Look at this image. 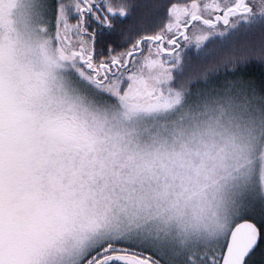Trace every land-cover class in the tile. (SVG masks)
<instances>
[{
	"label": "snow or ice",
	"instance_id": "6c2138e0",
	"mask_svg": "<svg viewBox=\"0 0 264 264\" xmlns=\"http://www.w3.org/2000/svg\"><path fill=\"white\" fill-rule=\"evenodd\" d=\"M22 8L77 102L122 126L111 188L86 222L65 217L71 243L53 264H264V94L238 77L211 83L237 58L209 59L215 35L264 29V0ZM251 55L264 60V49Z\"/></svg>",
	"mask_w": 264,
	"mask_h": 264
},
{
	"label": "clouds",
	"instance_id": "9594fccd",
	"mask_svg": "<svg viewBox=\"0 0 264 264\" xmlns=\"http://www.w3.org/2000/svg\"><path fill=\"white\" fill-rule=\"evenodd\" d=\"M22 4L0 0V261L53 264L71 243L65 217L86 222L110 190L122 126L77 102Z\"/></svg>",
	"mask_w": 264,
	"mask_h": 264
},
{
	"label": "trees",
	"instance_id": "16d2710c",
	"mask_svg": "<svg viewBox=\"0 0 264 264\" xmlns=\"http://www.w3.org/2000/svg\"><path fill=\"white\" fill-rule=\"evenodd\" d=\"M209 45L212 53L209 57L212 61H218L221 57L235 56L236 68L221 67L218 72L211 75V83L220 73L223 77L221 81L233 79L238 74L241 80H244V75L257 78L264 85V60L257 59L251 55L253 51L264 49V29L259 26L249 28L241 25L240 27L217 34L211 38ZM246 56L244 60L239 57Z\"/></svg>",
	"mask_w": 264,
	"mask_h": 264
},
{
	"label": "rangeland",
	"instance_id": "374dc122",
	"mask_svg": "<svg viewBox=\"0 0 264 264\" xmlns=\"http://www.w3.org/2000/svg\"><path fill=\"white\" fill-rule=\"evenodd\" d=\"M237 77H238V74H236L235 78H237ZM222 78L223 77L219 73L218 76L215 77V79L213 80L212 83L219 84L220 82H222L221 81ZM243 78H244V80H242V81H244V83H245V85L249 91H255L256 94H264V85L261 84L257 78L252 77V76H248L247 74L244 75ZM232 79H233V77H232Z\"/></svg>",
	"mask_w": 264,
	"mask_h": 264
}]
</instances>
